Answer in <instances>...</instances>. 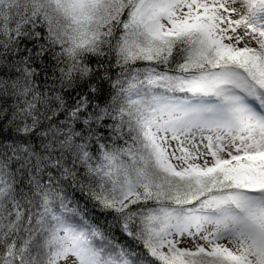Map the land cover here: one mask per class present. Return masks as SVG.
<instances>
[{
	"label": "snow or ice",
	"instance_id": "1",
	"mask_svg": "<svg viewBox=\"0 0 264 264\" xmlns=\"http://www.w3.org/2000/svg\"><path fill=\"white\" fill-rule=\"evenodd\" d=\"M0 264H264V0H0Z\"/></svg>",
	"mask_w": 264,
	"mask_h": 264
},
{
	"label": "rangeland",
	"instance_id": "2",
	"mask_svg": "<svg viewBox=\"0 0 264 264\" xmlns=\"http://www.w3.org/2000/svg\"><path fill=\"white\" fill-rule=\"evenodd\" d=\"M239 31H240L241 34H243V29H240ZM240 46L242 47L243 45H240ZM249 46L250 47H255L256 46L255 42L254 41L250 42ZM190 243L191 242L189 241L187 243L182 244L181 246L188 247V246H190Z\"/></svg>",
	"mask_w": 264,
	"mask_h": 264
},
{
	"label": "trees",
	"instance_id": "3",
	"mask_svg": "<svg viewBox=\"0 0 264 264\" xmlns=\"http://www.w3.org/2000/svg\"><path fill=\"white\" fill-rule=\"evenodd\" d=\"M94 62V61H93Z\"/></svg>",
	"mask_w": 264,
	"mask_h": 264
}]
</instances>
